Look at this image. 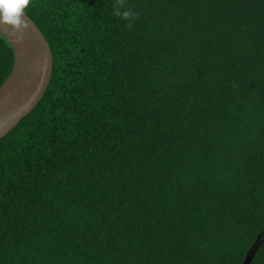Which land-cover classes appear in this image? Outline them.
I'll list each match as a JSON object with an SVG mask.
<instances>
[{"label": "trees", "instance_id": "16d2710c", "mask_svg": "<svg viewBox=\"0 0 264 264\" xmlns=\"http://www.w3.org/2000/svg\"><path fill=\"white\" fill-rule=\"evenodd\" d=\"M31 0L42 99L0 139V264H241L264 230V0ZM13 52L0 35V85ZM249 264H264V243Z\"/></svg>", "mask_w": 264, "mask_h": 264}, {"label": "water", "instance_id": "95a60500", "mask_svg": "<svg viewBox=\"0 0 264 264\" xmlns=\"http://www.w3.org/2000/svg\"><path fill=\"white\" fill-rule=\"evenodd\" d=\"M27 18L30 27L22 42L11 41L0 32L13 52L11 71L0 85V139L35 108L46 92L52 74L49 44L33 21ZM263 243L264 230L256 236L241 264H249Z\"/></svg>", "mask_w": 264, "mask_h": 264}, {"label": "clouds", "instance_id": "9594fccd", "mask_svg": "<svg viewBox=\"0 0 264 264\" xmlns=\"http://www.w3.org/2000/svg\"><path fill=\"white\" fill-rule=\"evenodd\" d=\"M31 0H0V32L14 42H22L24 34L30 27L26 10ZM113 15L127 21L125 27L131 29L140 14L126 5V0H115Z\"/></svg>", "mask_w": 264, "mask_h": 264}]
</instances>
